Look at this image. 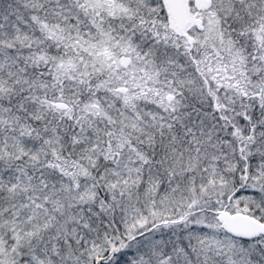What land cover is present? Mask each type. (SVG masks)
Returning <instances> with one entry per match:
<instances>
[{
	"label": "snow or ice",
	"instance_id": "obj_1",
	"mask_svg": "<svg viewBox=\"0 0 264 264\" xmlns=\"http://www.w3.org/2000/svg\"><path fill=\"white\" fill-rule=\"evenodd\" d=\"M0 264H264V0H0Z\"/></svg>",
	"mask_w": 264,
	"mask_h": 264
}]
</instances>
